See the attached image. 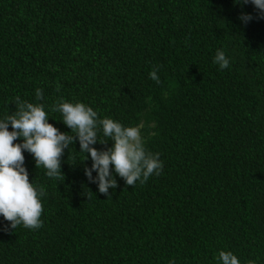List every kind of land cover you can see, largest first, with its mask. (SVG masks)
Masks as SVG:
<instances>
[{
	"label": "trees",
	"instance_id": "1",
	"mask_svg": "<svg viewBox=\"0 0 264 264\" xmlns=\"http://www.w3.org/2000/svg\"><path fill=\"white\" fill-rule=\"evenodd\" d=\"M241 12L254 19L241 24ZM218 49L229 68L212 62ZM16 97L44 104L62 132L61 98L140 125L163 169L135 186L117 176L106 196L78 142L59 180L23 153L46 189L43 224L12 229L0 216V264H217L220 250L264 264V19L252 5L0 0V118Z\"/></svg>",
	"mask_w": 264,
	"mask_h": 264
},
{
	"label": "clouds",
	"instance_id": "2",
	"mask_svg": "<svg viewBox=\"0 0 264 264\" xmlns=\"http://www.w3.org/2000/svg\"><path fill=\"white\" fill-rule=\"evenodd\" d=\"M234 3L252 5L256 18L264 19V0H234ZM237 19L247 25L254 17L251 13L241 12ZM212 62L221 70L230 66L229 58L220 49ZM149 78L159 83L158 70L150 71ZM36 99H42L41 89H36ZM51 110L61 114L60 121L68 132H62L48 122L50 117L44 104L30 103L20 97L15 98V111L0 118V216L10 222V228L22 226L33 230L43 224L41 198L47 193L43 186L29 181L24 166L25 152L32 156L36 168L45 169V176L59 180L63 177L61 156L78 142L77 153L84 156L81 162L91 160L90 167L84 166L85 177L106 196L110 188H116L117 176L126 185L135 186L137 182L144 184L151 176L161 174L163 161L159 153L147 150L140 125L125 126L110 117L101 118L92 107L63 98ZM100 135L106 139L101 140ZM18 139L19 143H13ZM109 141L110 146L106 149L94 147L97 143L107 144ZM215 259L217 264H240L231 251L220 250Z\"/></svg>",
	"mask_w": 264,
	"mask_h": 264
}]
</instances>
